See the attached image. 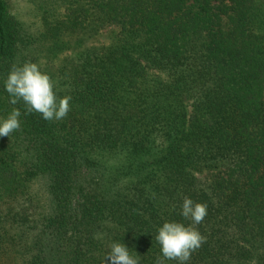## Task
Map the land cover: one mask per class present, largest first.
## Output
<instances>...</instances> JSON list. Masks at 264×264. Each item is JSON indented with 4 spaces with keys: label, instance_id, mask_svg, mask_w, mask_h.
Masks as SVG:
<instances>
[{
    "label": "trees",
    "instance_id": "1",
    "mask_svg": "<svg viewBox=\"0 0 264 264\" xmlns=\"http://www.w3.org/2000/svg\"><path fill=\"white\" fill-rule=\"evenodd\" d=\"M11 1L0 264H103L113 241L154 264L185 197L207 205L187 264H264V0H28L30 24ZM28 61L71 97L63 119L8 102Z\"/></svg>",
    "mask_w": 264,
    "mask_h": 264
},
{
    "label": "clouds",
    "instance_id": "2",
    "mask_svg": "<svg viewBox=\"0 0 264 264\" xmlns=\"http://www.w3.org/2000/svg\"><path fill=\"white\" fill-rule=\"evenodd\" d=\"M4 91L8 94L9 103L16 105L22 102L25 115L38 113L45 121L61 120L68 114L71 97H60L56 94L55 83L51 77L40 70L37 63L25 62L13 64L3 81ZM21 112L13 108L6 117L0 118V137L9 136L19 130ZM207 205L194 202L185 197L180 210L184 220L165 221L156 230L155 241L160 246V255L154 264H166V261H177L187 264L192 252L199 249L204 237L194 227L199 225L207 215ZM140 264L139 255H133L130 249L121 242L113 241L105 254L103 264Z\"/></svg>",
    "mask_w": 264,
    "mask_h": 264
},
{
    "label": "rangeland",
    "instance_id": "3",
    "mask_svg": "<svg viewBox=\"0 0 264 264\" xmlns=\"http://www.w3.org/2000/svg\"><path fill=\"white\" fill-rule=\"evenodd\" d=\"M28 3H29L28 0H12L11 1L13 12L16 15H19V18L26 24H30L33 22L32 17L29 15Z\"/></svg>",
    "mask_w": 264,
    "mask_h": 264
}]
</instances>
